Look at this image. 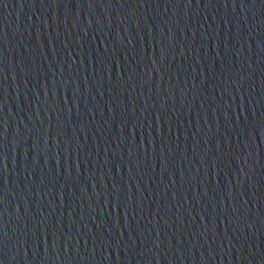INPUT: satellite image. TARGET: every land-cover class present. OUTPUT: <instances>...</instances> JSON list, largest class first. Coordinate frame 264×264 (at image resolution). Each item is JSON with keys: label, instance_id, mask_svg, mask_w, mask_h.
<instances>
[{"label": "water", "instance_id": "1", "mask_svg": "<svg viewBox=\"0 0 264 264\" xmlns=\"http://www.w3.org/2000/svg\"><path fill=\"white\" fill-rule=\"evenodd\" d=\"M3 264H264V0H0Z\"/></svg>", "mask_w": 264, "mask_h": 264}, {"label": "snow or ice", "instance_id": "2", "mask_svg": "<svg viewBox=\"0 0 264 264\" xmlns=\"http://www.w3.org/2000/svg\"><path fill=\"white\" fill-rule=\"evenodd\" d=\"M0 64H2V59H0ZM3 156H4V153H3V140H2V133H0V162H2ZM0 227H2V226H0ZM2 240H3V233H2V231H0V242H2ZM0 264H3V262L0 261Z\"/></svg>", "mask_w": 264, "mask_h": 264}]
</instances>
